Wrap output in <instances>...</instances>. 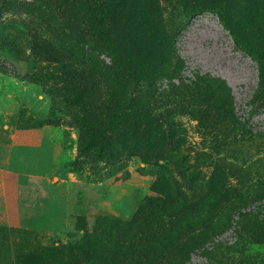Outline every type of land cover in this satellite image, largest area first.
Returning a JSON list of instances; mask_svg holds the SVG:
<instances>
[{
    "label": "rangeland",
    "instance_id": "obj_1",
    "mask_svg": "<svg viewBox=\"0 0 264 264\" xmlns=\"http://www.w3.org/2000/svg\"><path fill=\"white\" fill-rule=\"evenodd\" d=\"M0 162V264H264V0H0Z\"/></svg>",
    "mask_w": 264,
    "mask_h": 264
},
{
    "label": "crops",
    "instance_id": "obj_2",
    "mask_svg": "<svg viewBox=\"0 0 264 264\" xmlns=\"http://www.w3.org/2000/svg\"><path fill=\"white\" fill-rule=\"evenodd\" d=\"M5 164L0 162V191L3 189L5 184L6 168ZM21 178V175H19Z\"/></svg>",
    "mask_w": 264,
    "mask_h": 264
}]
</instances>
